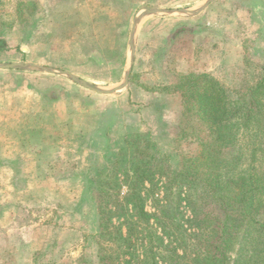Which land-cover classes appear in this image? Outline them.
<instances>
[{
	"label": "rangeland",
	"instance_id": "rangeland-1",
	"mask_svg": "<svg viewBox=\"0 0 264 264\" xmlns=\"http://www.w3.org/2000/svg\"><path fill=\"white\" fill-rule=\"evenodd\" d=\"M205 1L0 0V63L35 62L111 90L124 82L131 61L129 44L124 46L126 58L118 61L122 49L116 45L117 34L130 40L138 14L145 9H193ZM32 22L35 27H28ZM111 73L117 83H107ZM189 73L212 75L234 97L256 85L264 75V0H214L194 17L159 14L144 18L129 78L133 89L130 95L124 90L120 100L102 99L67 76L46 75L52 86L62 78L72 82L48 91L52 105L58 96L67 104V120L72 124L60 128L58 120L64 118L60 109L52 106L46 111L52 139L61 140L62 157L50 160L45 178L40 172L29 174L33 189L1 192L0 264H95L100 224L97 205L102 181L107 179L104 172L110 176L119 171L117 200L121 202L128 193L124 167L144 158L170 171L179 170L186 157L198 151V142L212 136L208 127L184 117L182 98L174 92L179 78ZM5 80L0 77V94L10 96L12 82ZM30 80L18 95H27L31 84L41 83L43 88L41 79ZM18 81L22 86L28 78ZM10 107V102L4 103L1 113L9 114ZM137 107L144 111L137 114ZM106 108L108 112L102 113ZM120 118L125 123L110 128ZM79 134L83 143L77 142ZM146 189L149 228L134 254H125L120 264H148L158 244L151 232L168 242L167 233L174 234V223L186 229L193 218L188 193L175 196L174 187L169 189L159 176ZM109 209L113 225L119 228L125 217H120L115 205ZM122 230L126 231V225ZM160 257L158 264H164Z\"/></svg>",
	"mask_w": 264,
	"mask_h": 264
},
{
	"label": "trees",
	"instance_id": "trees-1",
	"mask_svg": "<svg viewBox=\"0 0 264 264\" xmlns=\"http://www.w3.org/2000/svg\"><path fill=\"white\" fill-rule=\"evenodd\" d=\"M174 92L182 98L184 117L208 127L212 136L198 142L179 170L144 158L126 168L118 163L125 168L124 201L117 200L119 171L104 172L95 264H120L125 254H134L150 225L146 184L153 186L157 176L174 187L175 196L188 193L193 218L186 229L174 223L168 242L151 232L158 244L148 264H158L160 255L164 264H264V75L236 97L207 73L181 76ZM111 205L125 217L119 228L109 217Z\"/></svg>",
	"mask_w": 264,
	"mask_h": 264
},
{
	"label": "crops",
	"instance_id": "crops-1",
	"mask_svg": "<svg viewBox=\"0 0 264 264\" xmlns=\"http://www.w3.org/2000/svg\"><path fill=\"white\" fill-rule=\"evenodd\" d=\"M35 24H36L35 22L28 23V27L32 26L34 28ZM117 35L119 38H117L118 42L116 45L120 49H122V51H121V56H119L118 52L114 53V55L117 56L118 54L119 56V57L117 56L119 58L118 61H120L126 58L124 55L125 54L124 46L126 44V46L128 47L129 43L127 42L130 40L124 41L122 34L118 33ZM33 37L34 34H32V38L30 40H32ZM22 63L38 64L35 62H24V61ZM100 63H102V61H100ZM2 64H8V63H2ZM46 75H54L53 77H55V75H59V79L64 76L60 74L49 73L44 71H36V70H15V69L1 70L0 69V77L2 78L3 76L4 78H6L5 82H12L11 95L9 96V95L0 94V194L1 192L4 191H10L14 193L16 191H25L28 189H33L34 188L33 183H30V179L28 178L29 174L32 173L39 174L40 172L45 178V167L47 166L49 168L51 164L50 160L52 158L62 157L60 152L61 140L60 142H58V139H52L51 137L52 132L50 129L51 120L45 117L46 116L45 112L47 111L49 113L52 106L58 107L60 109V112L64 116V118L61 117V119L58 120V122H60L59 127L62 128L64 125L68 126V124L69 125L72 124V122L69 123L67 120L68 107L67 104H63L62 98L58 96L56 101L52 102L54 103L52 105L50 102L52 100L48 97L49 95L48 91H51L52 87H54V89H57L59 86L63 87V85L72 82H68L67 80H64L62 78L61 80H58L54 86H52L50 78H48V76ZM78 75L81 78L89 77L88 75L81 73H79ZM19 78H28V81H26L27 83L26 82L22 83L23 85L20 86L21 82L19 83L18 81ZM106 78L108 79L107 83L110 84L111 83L114 84V82L117 83V79L116 80L113 79L112 73H111V77H106ZM29 79H33V82L36 79H41L43 88L40 90L41 83L40 86L39 84H31V86H29L28 88L26 87L29 92L27 93V95L24 96L18 95L20 88H23L25 84L29 85L30 83H32V81L31 80L29 81ZM100 80H102V77ZM121 84H119L118 86H120ZM80 89L82 88L80 87ZM131 89H133V86L131 80L129 79L128 86L116 94H101L96 92L97 93L96 95L98 97H101L102 99L120 100L125 96L123 91L126 90L127 94L130 95ZM1 90L2 89L0 87V91ZM93 92L95 93V91ZM9 102L11 103V107H10L11 110L9 114L7 112L6 114L1 113L3 104ZM12 102H15L16 104ZM114 107L117 108L115 104ZM109 108L111 109L113 107L111 106ZM109 108L104 109L102 113L105 114L106 112H108ZM153 109L156 110L155 108ZM135 111L137 114H141L144 110L142 108L137 107ZM70 113L68 114V116H70ZM66 120L67 122H65ZM120 122L121 124L125 123L123 118H120L116 120V123L115 121H112V123L109 126L110 128L112 127V129L117 128ZM64 123H67V125ZM44 127L45 129L41 131ZM99 127L100 125L97 124L96 129H99ZM106 128L107 130L109 129L108 126H106ZM62 130L63 129H60L59 132H61ZM75 140L76 137L74 138L73 141ZM77 142L83 143L82 135H80V137L77 139ZM95 145L97 144L92 143L91 146H95ZM41 170L44 173L41 172ZM48 171L49 170H46V172ZM48 174L49 173H47V176ZM4 178H6L8 181L4 182ZM20 178H22V182H19L18 179ZM23 183L25 184L23 185ZM0 203H2L1 196H0ZM0 208H3V206L0 205ZM3 212L4 209L2 210V212L0 211V222Z\"/></svg>",
	"mask_w": 264,
	"mask_h": 264
},
{
	"label": "water",
	"instance_id": "water-1",
	"mask_svg": "<svg viewBox=\"0 0 264 264\" xmlns=\"http://www.w3.org/2000/svg\"><path fill=\"white\" fill-rule=\"evenodd\" d=\"M213 1L214 0H207L201 6H198V8H193V9H179V10H147V9H145V10H143L144 12L138 14L134 20V24H133L132 32H131V36H130V41H129V48L131 50L130 69L126 73L124 82L120 86H118L114 89H111V90L99 89V88L89 84L88 82L80 80L77 76H75L69 72L55 71L53 69L46 68V67H43L41 65L33 64V63H22V62L8 63V64L0 63V69L1 70H5V69L36 70V71H44V72H49V73L60 74V75H64V76L71 78L73 81L79 83L81 86H83L87 89H90L92 91H95V92H98L101 94H116L128 86L131 70L133 68V65H134L135 59H136V38L138 35L140 25H141L142 21L144 20V18H146L148 16L159 15V14H168V15L180 14V15H184V16H188V17H194V16L201 14L203 11H205Z\"/></svg>",
	"mask_w": 264,
	"mask_h": 264
}]
</instances>
